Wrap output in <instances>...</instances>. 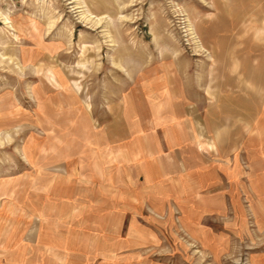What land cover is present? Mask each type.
Returning a JSON list of instances; mask_svg holds the SVG:
<instances>
[{
  "label": "rangeland",
  "instance_id": "rangeland-1",
  "mask_svg": "<svg viewBox=\"0 0 264 264\" xmlns=\"http://www.w3.org/2000/svg\"><path fill=\"white\" fill-rule=\"evenodd\" d=\"M0 264H264V0H0Z\"/></svg>",
  "mask_w": 264,
  "mask_h": 264
},
{
  "label": "crops",
  "instance_id": "crops-1",
  "mask_svg": "<svg viewBox=\"0 0 264 264\" xmlns=\"http://www.w3.org/2000/svg\"><path fill=\"white\" fill-rule=\"evenodd\" d=\"M180 135H181V134H180ZM168 138H169V137H168ZM170 138H172V137H170ZM173 138L176 139L175 136H173ZM173 138H172V139H173ZM180 139H181V138H180Z\"/></svg>",
  "mask_w": 264,
  "mask_h": 264
}]
</instances>
